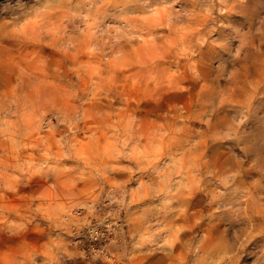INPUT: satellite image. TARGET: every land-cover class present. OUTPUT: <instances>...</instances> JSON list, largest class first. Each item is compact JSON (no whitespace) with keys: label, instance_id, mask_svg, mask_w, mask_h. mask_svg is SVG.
<instances>
[{"label":"clouds","instance_id":"obj_1","mask_svg":"<svg viewBox=\"0 0 264 264\" xmlns=\"http://www.w3.org/2000/svg\"><path fill=\"white\" fill-rule=\"evenodd\" d=\"M218 3L34 0L0 23V261L264 264V90L243 87L264 81V6Z\"/></svg>","mask_w":264,"mask_h":264},{"label":"rangeland","instance_id":"obj_2","mask_svg":"<svg viewBox=\"0 0 264 264\" xmlns=\"http://www.w3.org/2000/svg\"><path fill=\"white\" fill-rule=\"evenodd\" d=\"M34 2V0H0V23H3L4 21L13 19L14 17H19L21 16L24 12H26L28 10V8L30 7V5ZM254 5H258V6H264V0H254ZM217 11L218 13L220 12V5L218 3L217 0ZM216 14V13H214ZM200 31H202V28L200 29ZM196 33L191 34L190 36H186L185 40L187 41L188 39H195ZM66 43H67V39H66ZM74 43V41H73ZM79 60L81 61V63H88V56L87 55H80ZM88 71L92 70L91 66H89L88 69H86ZM128 73L127 72H117L116 74V79L117 82L119 83L120 81L123 80V78L125 76H127ZM86 83V81H85ZM82 86L83 83H82ZM124 91L126 93H130L133 97L136 96V91L135 88L132 85L131 80H128V82L124 85ZM107 103V101H101V104L99 105H86L85 107H88L90 109V111H95V110H104V105ZM114 107L116 105H113ZM135 104L130 105V107H135ZM141 107H143V103H141L140 105ZM261 110H260V114L264 115V104H262L261 106ZM263 111V112H261ZM159 119L161 120V122L163 121V113L160 114ZM55 122V121H54ZM255 121H253L254 124ZM101 125V118L100 117H95L93 119H89L86 121H83L80 123L79 127L86 129V132H80L77 136V139H80L81 141L85 142V145H87V140H86V135H91V133L93 131L96 130V126ZM150 131V130H149ZM60 133L58 132L57 135H59ZM96 135L99 137V143L101 145H103L105 143L104 137L103 135H101L100 132H96ZM50 136L49 133H47L45 130H43V128L37 133V132H33L31 137H29L27 143L33 144V143H37L40 140V137H47ZM0 141L3 142L4 145H7V147L9 148V150L11 149L12 145L10 141H6L3 140V136L0 135ZM48 143L52 145V149L53 151L56 150V146L55 144L52 142L51 139L48 140ZM20 153L24 156H27L28 154L31 155H37V150L35 148L29 147V148H21ZM85 151H87V148H85ZM3 154V148H0V155ZM7 159V163L9 165L15 163L16 161L13 160V158L11 156L6 157ZM12 169L9 168V173H11ZM117 179H121V176H117ZM178 179V178H177ZM77 189H84L85 188V184L84 183H78L76 185ZM2 191L5 192V194H7V190L6 189H0ZM58 195V193L56 194ZM83 198V197H82ZM9 199H11V196H9ZM259 200L261 203H264V192L261 193V196L259 197ZM141 203H147V201H142ZM140 205H133V207H139ZM252 259H254L253 256H248L246 255L244 257V259L242 260L241 264H252ZM6 260V257H5ZM0 264H4V261H0Z\"/></svg>","mask_w":264,"mask_h":264},{"label":"bare ground","instance_id":"obj_3","mask_svg":"<svg viewBox=\"0 0 264 264\" xmlns=\"http://www.w3.org/2000/svg\"><path fill=\"white\" fill-rule=\"evenodd\" d=\"M249 2L254 5V0H249ZM219 14H227V13L223 12V9L221 8V6H220ZM230 21L232 23H237V24L243 22L240 17H232V18H230ZM228 22L229 21H225V23H228ZM219 27H222V25H217V28H218L217 35H219L221 31H224L225 33H227L229 31V29H227V28L219 29ZM203 31H204V29L202 28V31H200V32L202 33ZM205 39H207V37ZM205 47H207V44H205ZM219 52H220V49H216V53L219 54ZM259 54L264 56V45H260L259 46ZM249 81H250V84L243 85V87H246V88L249 89V93H250V95H249V103H251V102H253L255 100L256 95L258 94V92L261 91V90H264V81H262L260 79L259 75H257L256 77H251L250 76L249 77ZM252 81H254V82H252ZM233 87H234V84L228 85V88L230 90ZM240 92H241V89H239V88H237L235 91H232L230 99H232L233 101L239 99V100H241V102H243V97L240 95ZM259 103L262 106V104H264V100L259 101ZM261 112H263V111H261ZM206 154H207V145H205V155Z\"/></svg>","mask_w":264,"mask_h":264},{"label":"snow or ice","instance_id":"obj_4","mask_svg":"<svg viewBox=\"0 0 264 264\" xmlns=\"http://www.w3.org/2000/svg\"><path fill=\"white\" fill-rule=\"evenodd\" d=\"M262 239H264V238H262Z\"/></svg>","mask_w":264,"mask_h":264}]
</instances>
